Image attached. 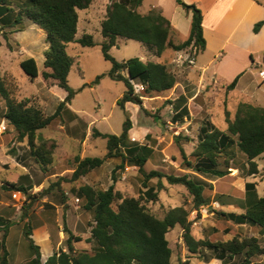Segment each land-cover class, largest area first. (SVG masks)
<instances>
[{
    "label": "rangeland",
    "instance_id": "obj_1",
    "mask_svg": "<svg viewBox=\"0 0 264 264\" xmlns=\"http://www.w3.org/2000/svg\"><path fill=\"white\" fill-rule=\"evenodd\" d=\"M112 0H94L89 10H79L80 21L77 36L88 33L97 43L92 47L80 44H69L67 51L74 57V64L69 73V84L77 91L70 104V110L77 118H69L63 109L60 118L41 130L37 131L36 145L47 142V147L53 146V163L49 171L44 172L33 157L27 139L20 140L18 132L5 118L7 111L5 102L0 97V126L4 123L7 130L0 133V217L12 222L7 237L9 264H27L29 249L23 243L24 232L42 224L46 227V237L50 243L42 241L40 249L46 256L51 250H67L64 227L74 235L81 237V242H74L77 251H91L94 245L89 242L93 223L92 213L83 208L84 201L78 198V188L90 185L96 190H107L114 185L116 191L124 196L138 198L143 207L157 218L178 206L190 211L192 221L194 209L193 197L186 187L180 184L171 185L165 178L161 179L163 189L158 190L157 200H150L144 194L143 177L134 165L126 164L119 168L121 159H107L104 164L90 171L79 179L73 178L76 167L75 158L101 157L107 153V140L93 137V128L102 133L120 135L126 112L132 121L128 143L149 145L153 154L145 165L147 172L157 170L164 174L180 176L188 174L193 178H200L208 184L205 196L210 199L204 211L197 217V225L192 221V234L196 239H207L212 242L227 241L233 237H251L258 234V228L250 225H237L227 220L218 212L243 213L241 203L245 198V183L254 182L258 186V193L264 195V154L256 159L259 172L247 175V159L237 152L235 161L231 164L230 173L224 177L201 175L183 164L180 146L191 161L201 126L212 122L221 130L227 128V116L234 118L236 106L229 97V90L220 82H202L198 73L192 72L189 51L179 55H169V50L163 57L147 55V61H158L166 64L176 77L173 89L155 94H144L143 88L134 83L138 93L143 94V107L136 104L124 111L117 101L126 90L123 82L115 81L108 76L96 81L97 76L107 73L111 63L104 59L100 42L101 22L106 17L107 7ZM17 11L22 0H11ZM177 5L175 0H143L138 11L147 14L152 7L164 6L170 14ZM181 9V8H179ZM89 13V14H87ZM88 21V22H87ZM21 30V31H18ZM45 32L32 21L24 19L21 24L0 31V76L11 88L12 95L17 101L25 100L28 105L40 108L45 114H53L61 101L67 95L54 79H36L28 77L20 66V62L29 57L37 61L41 72L50 71L45 68ZM179 42V39H176ZM147 48L135 40L120 39L118 46L110 50V54L118 61H126L134 57H144ZM188 51V52H187ZM151 52V51H149ZM187 52V54H185ZM172 53V52H171ZM175 90V94H171ZM186 93L189 97H196L190 102L193 115L188 121H174L172 104L178 96ZM181 141L176 142V137ZM190 138V141L183 140ZM222 161V159L220 160ZM261 169V170H260ZM23 186L27 193L11 189L10 184ZM59 184V186L55 184ZM51 185V189L48 188ZM158 179H152L149 186L157 188ZM14 192H21L22 196L14 198ZM228 203L221 205L218 196ZM19 197V196H18ZM77 199H80L77 201ZM212 203H216L212 205ZM88 214V216H87ZM86 217V220L82 217ZM260 229V228H259ZM0 237L3 235L0 225ZM182 228L177 225L167 234L169 247L172 249V264H183L185 261L199 264L201 259L213 258L215 253L209 249H202L192 254L182 238ZM37 236V235H36ZM263 242V235L256 236ZM36 243V242H35ZM262 245H264L262 243ZM244 264V255L228 258L225 264ZM252 262L264 263V255L256 256Z\"/></svg>",
    "mask_w": 264,
    "mask_h": 264
},
{
    "label": "trees",
    "instance_id": "obj_2",
    "mask_svg": "<svg viewBox=\"0 0 264 264\" xmlns=\"http://www.w3.org/2000/svg\"><path fill=\"white\" fill-rule=\"evenodd\" d=\"M18 10H14L11 0H0V31L21 24L24 19L32 21L45 32L47 49L45 50L44 79H54L59 87L67 93L65 99L60 102L53 114L47 115L40 108L28 105L27 101H17L12 95L11 88L6 80L0 76V97L6 106L5 118L14 126L20 140L27 139L31 153L44 172L49 171L53 163V146L47 147V142L36 145L37 131L50 126L53 121L60 118L63 109L69 118H77V115L69 108L77 91L69 84V73L75 62L67 48L70 43H77L84 47H92L97 43L91 34L85 33L77 37L79 10L90 7L94 0H22ZM186 12L192 13L191 32L184 41L176 40V30L170 20L166 18L161 8L154 7L147 14H141L137 9L143 0H112L107 7V13L101 22L100 42L102 54L105 60L111 63V69L100 76L123 82L126 90L117 104L126 111L128 102L143 107V94L136 91L134 83L143 86L144 94L163 93L174 88L176 77L170 68L160 62H144L138 57L126 61H118L110 50L118 46V39L135 40L142 43L157 57H161L167 50H188L190 55L196 57L206 48L203 36V14L195 4H188L183 0H175ZM264 25V20L255 24L254 32L257 33ZM21 31V30H18ZM0 40V46H1ZM24 73L31 79L39 76L37 61L29 57L20 62ZM235 78L227 86L232 90L237 84ZM173 105L174 121H183L190 112L186 105V98L181 95L176 101H169ZM227 128L221 130L212 122H207L201 128L197 145L195 146L191 161L185 154L183 147L180 151L183 156V164L201 175L224 177L230 173L231 164L235 161L237 152L242 153L247 159V175H256L259 167L256 159L264 154V108L248 102H240L237 105L233 119L227 116ZM132 121L126 112L123 130L120 135L102 133L93 128V137H102L107 140V153L101 157L75 158L76 167L73 178L79 179L90 171L101 167L107 159L119 158V168L126 164L138 168L143 177L142 185L146 189L145 195L154 201L158 198V190L163 189L161 179L165 178L171 185L180 184L186 187L193 197L194 209L209 205L210 199L204 192L206 181L193 178L188 174L176 176L164 174L157 170L147 172L145 165L153 154V148L149 145H137L128 143L129 132L132 129ZM180 142L181 136L176 137ZM183 140L190 141L186 137ZM222 159V161H220ZM152 179H158L157 188L149 186ZM59 186V184H55ZM51 185L49 189L52 188ZM11 189L24 193L28 189L23 186L10 184ZM78 198L84 201L83 208L92 213L93 223L91 237L88 239L94 245L91 251H77L74 242L83 239L64 227L67 235V250L57 249L43 262L40 246L32 238V230L24 232L23 243L29 249V261L27 264H172V249L169 247L167 234L179 225L183 232L182 238L188 250L192 254L202 249H209L215 253L214 258L222 259L237 255H244V264H264L252 262L256 256L264 255V196H259L255 183L245 184V198L241 203L243 213L218 212L221 216L237 225L248 224L257 226L263 234V242L256 236L233 237L227 241L212 242L207 239H196L192 234V221L189 219L190 211L183 206L168 210L162 218L150 214L141 204L138 198L124 196L116 191L114 185L107 190H96L90 185L78 188ZM222 196L217 201L221 205H227ZM79 199V200H80ZM87 214V216H88ZM86 220V217H82ZM3 235L0 237V264H9V251L7 237L12 222L0 217ZM1 231V230H0ZM183 264H191L185 261Z\"/></svg>",
    "mask_w": 264,
    "mask_h": 264
},
{
    "label": "crops",
    "instance_id": "obj_3",
    "mask_svg": "<svg viewBox=\"0 0 264 264\" xmlns=\"http://www.w3.org/2000/svg\"><path fill=\"white\" fill-rule=\"evenodd\" d=\"M183 1L188 4H195L203 14L202 27L206 48L195 57V64L192 67V72L198 73L202 82H220L225 87L233 82L235 78H238L235 88L229 90V97L234 105H238L240 102H248L264 108V78L260 75V73L264 71V25L257 33L253 30L256 23L264 20V0ZM93 3L94 1L90 7L87 8L88 10L93 7ZM158 7L161 8L163 15L170 20L173 28L176 30V39H179V41L186 40L191 32L192 13L186 12L178 4L175 6V10L171 11L170 14L166 11L164 6ZM119 40L120 39H118V42ZM147 50L145 56L140 58L144 62H147V55L149 54L153 57H157L153 51L148 48ZM168 50L170 51L169 55H179L183 52L167 49L161 57H163ZM187 52H185V54H187ZM153 62L158 61L156 60ZM39 76H42L40 69ZM171 94H175V90H173ZM183 95L186 98V105L190 112V115L188 117L185 116L183 120L188 121L191 120L193 115L190 102L196 97H189L186 93ZM129 104L133 105V103L128 102L126 104L127 108L130 106ZM203 126H201V128ZM255 186L258 192L256 183ZM258 194L262 196L260 193ZM253 227L258 228L257 226ZM47 233L46 227L39 224L32 229V238L39 246L42 241L50 243L49 237H46ZM260 234L263 235L261 229L258 228V234L252 235L259 236ZM53 252L54 248L51 246V250L48 254L46 256L42 255V261L45 262ZM199 264H225V262L222 259L213 257L201 259ZM227 264H230V262Z\"/></svg>",
    "mask_w": 264,
    "mask_h": 264
},
{
    "label": "built area",
    "instance_id": "obj_4",
    "mask_svg": "<svg viewBox=\"0 0 264 264\" xmlns=\"http://www.w3.org/2000/svg\"><path fill=\"white\" fill-rule=\"evenodd\" d=\"M191 58L189 59V62H190V64H195V57H193L192 55H189ZM260 75L264 78V71H262L261 73H260ZM140 85V84H139ZM140 88H143V86L142 85H140L139 86ZM172 114H173V117H174V115H175V111H174V108H173V105H172ZM7 130V126L3 123L1 126H0V133H4L5 131ZM134 167H136V166H134ZM19 196V197H18ZM22 196V194H21V192H14L13 193V197L16 199V198H18V200H19V198ZM77 201H79V199H77ZM216 203H212V205H215ZM206 207V205H204V206H201V208L199 209V210H197V209H195V210H193L192 211V221H193V224L194 225H197L198 223H197V217L199 216V214L200 213H202L203 211H204V208Z\"/></svg>",
    "mask_w": 264,
    "mask_h": 264
}]
</instances>
